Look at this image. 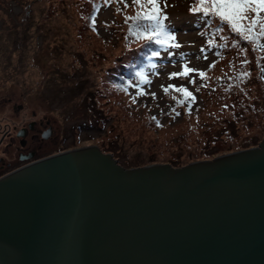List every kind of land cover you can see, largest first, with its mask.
I'll use <instances>...</instances> for the list:
<instances>
[{
  "label": "rangeland",
  "instance_id": "rangeland-1",
  "mask_svg": "<svg viewBox=\"0 0 264 264\" xmlns=\"http://www.w3.org/2000/svg\"><path fill=\"white\" fill-rule=\"evenodd\" d=\"M190 1L157 0L175 39L143 67L141 84L132 80L134 98L115 70L145 41L127 23L133 0L101 6L96 30L89 0H0V80L64 124L65 151L93 145L126 166L185 165L255 145L264 138V12L246 13L243 34L225 22L214 40ZM181 88L193 101L173 111Z\"/></svg>",
  "mask_w": 264,
  "mask_h": 264
},
{
  "label": "water",
  "instance_id": "water-1",
  "mask_svg": "<svg viewBox=\"0 0 264 264\" xmlns=\"http://www.w3.org/2000/svg\"><path fill=\"white\" fill-rule=\"evenodd\" d=\"M182 167L96 146L0 180V264H264V139Z\"/></svg>",
  "mask_w": 264,
  "mask_h": 264
},
{
  "label": "flooded vegetation",
  "instance_id": "flooded-vegetation-1",
  "mask_svg": "<svg viewBox=\"0 0 264 264\" xmlns=\"http://www.w3.org/2000/svg\"><path fill=\"white\" fill-rule=\"evenodd\" d=\"M6 84L0 80V180L66 149L64 124H57L45 104Z\"/></svg>",
  "mask_w": 264,
  "mask_h": 264
},
{
  "label": "trees",
  "instance_id": "trees-1",
  "mask_svg": "<svg viewBox=\"0 0 264 264\" xmlns=\"http://www.w3.org/2000/svg\"><path fill=\"white\" fill-rule=\"evenodd\" d=\"M89 1L91 2V6H92L91 19H94V21L92 22L93 23L92 29H94V30H96L95 26H97V24H98L97 21H95V20L97 19V13H98V10L100 9V7L107 4V3H113L115 7H117V5L120 4V2H117V0H93V1L89 0ZM195 3H196V0L190 1L189 8H187L188 12L196 15L197 25L202 24V30H207L210 32L208 38L209 39L213 38L214 40H216L218 37H220V36L216 35V32L222 30V26L224 25L225 22H222L218 17L211 15V14H209L208 16H205L202 11L193 12L191 9ZM158 7H159V5H158ZM151 10H152V6L148 5L146 2H142L141 4L138 5V13L146 14V13L150 12ZM159 10H160V15L163 17V19L161 21V23L163 24V31L168 33L169 35L175 37V35L173 34V31L170 29V27L167 24L166 11L161 7H159ZM259 13H263V12H259ZM136 16H137V14L135 15V17ZM135 17L130 19L129 21H127V23L131 24L128 26H130L132 32L134 31L136 33L138 31L137 25L138 24L143 25L145 23H148V21L137 20V19H135ZM126 20L127 19H125L123 21H126ZM223 36H221V37H223ZM172 42H173V40L164 41L162 44H156L154 41H148L145 39V41L143 40L141 43L137 44V55L136 56L131 57L128 61H119L115 70L120 68L119 73L116 75V77L118 79H120L119 80L121 82L120 92L123 95H131L134 98L137 96L136 93L133 94L131 92V88L139 89V87L136 84H134L132 82V80L139 81V83L141 84L145 80V75L143 74V72H144L143 67L148 66V65H152L153 60L157 56L161 55L162 52L167 51L169 46L172 45ZM153 52H157L158 55L154 56ZM114 68H115V66L112 69H114ZM125 69L129 70V72L128 73L124 72ZM261 69L264 73V64L261 66ZM170 89L174 92L177 91V88H175V87H170ZM186 92L189 93V91H186ZM177 93L182 94L183 96L181 99L178 100V104H176L172 107L173 111L177 110L176 109L177 106L183 105V107L185 108V107H187V104H189V102L193 101L192 94L190 96H186L185 92L179 91ZM190 106H189V108H190ZM154 121L156 123L157 122L159 123V121L156 120L155 118H154ZM263 139L264 138H262L261 140L256 142V146ZM245 149H248V148L245 147ZM100 151H102L103 153H109L110 154V152L112 150H108L109 151L108 152V151H103L100 149ZM232 152H235V151H232ZM111 155L113 156L114 159L116 158V156L114 155V152H112ZM116 160H117L118 164L124 168H136V167H143V166H147V165H152V164H147V165H142V166H139V165L126 166V165H123L122 163H120L118 161V159H116ZM205 160H208V159H205ZM153 164H169L172 167H182V166L187 165V164L177 165L174 163H153Z\"/></svg>",
  "mask_w": 264,
  "mask_h": 264
},
{
  "label": "snow or ice",
  "instance_id": "snow-or-ice-1",
  "mask_svg": "<svg viewBox=\"0 0 264 264\" xmlns=\"http://www.w3.org/2000/svg\"><path fill=\"white\" fill-rule=\"evenodd\" d=\"M117 2L123 3V0H117ZM146 2L152 6V10L146 14L138 13L135 19L148 21L143 25L138 24L136 32L138 37H142L148 41H154L156 44H162L164 41L174 40L175 37L169 35L163 31V24L161 23L163 17L160 15L157 0H133L134 4H141ZM127 6V5H125ZM193 12L202 11L205 16L209 14L218 17L222 22H226L233 31L243 34L244 29L241 27V20L245 17L246 13L251 10L256 12H264V0H196V3L191 9ZM252 26L256 24V20H252ZM251 31V28L247 29ZM261 34L264 35V25L261 26ZM248 39V36L244 37ZM174 47H179L178 44H174ZM153 55H158L157 52H153ZM190 69H185V75ZM204 73H200L203 76ZM179 91L185 92L186 96H190L191 93H187L185 89L181 88ZM167 92V89H165Z\"/></svg>",
  "mask_w": 264,
  "mask_h": 264
}]
</instances>
